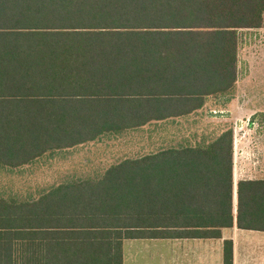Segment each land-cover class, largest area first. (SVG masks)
I'll list each match as a JSON object with an SVG mask.
<instances>
[{
    "label": "trees",
    "instance_id": "obj_1",
    "mask_svg": "<svg viewBox=\"0 0 264 264\" xmlns=\"http://www.w3.org/2000/svg\"><path fill=\"white\" fill-rule=\"evenodd\" d=\"M263 13L264 0H0V173L143 142L35 197L1 187L0 264H123L128 237L264 230V178L239 179L234 198L232 126L178 137L180 119L231 101L243 31Z\"/></svg>",
    "mask_w": 264,
    "mask_h": 264
},
{
    "label": "rangeland",
    "instance_id": "obj_2",
    "mask_svg": "<svg viewBox=\"0 0 264 264\" xmlns=\"http://www.w3.org/2000/svg\"><path fill=\"white\" fill-rule=\"evenodd\" d=\"M223 107L221 110L228 113L216 114L217 117H211L206 113L208 109H204L180 119L178 137L205 142L221 128L232 126L233 172L237 170V160H241L242 164L243 161L253 163V160L255 164H260L264 158V13L260 27L243 31L238 50V80L233 99ZM91 145L70 148L65 151L64 157H54L51 165L41 164L32 167L31 171L27 169L14 174L1 172L0 188L6 187V193L19 192V197H35L39 190L64 181L62 177L94 176L98 173V158H101L103 149L100 145ZM253 248L258 249L257 246ZM262 249L264 246H259V250Z\"/></svg>",
    "mask_w": 264,
    "mask_h": 264
},
{
    "label": "crops",
    "instance_id": "obj_3",
    "mask_svg": "<svg viewBox=\"0 0 264 264\" xmlns=\"http://www.w3.org/2000/svg\"><path fill=\"white\" fill-rule=\"evenodd\" d=\"M137 138L134 139L131 132L117 139L104 138L103 141L91 142V146L102 147L98 162L107 161L108 164L119 156L141 153L143 142ZM240 161H236L237 170L233 172L234 194L239 179L264 178V158L260 164H255L254 160L253 163L243 161L244 164ZM239 162L242 168L238 166ZM221 234V237H128L123 240V264H223L224 238L232 240L233 264H264V249L259 250V246H264V230L234 225L223 227ZM253 246L258 249L254 250Z\"/></svg>",
    "mask_w": 264,
    "mask_h": 264
},
{
    "label": "water",
    "instance_id": "obj_4",
    "mask_svg": "<svg viewBox=\"0 0 264 264\" xmlns=\"http://www.w3.org/2000/svg\"><path fill=\"white\" fill-rule=\"evenodd\" d=\"M212 113H214V114H221V115H223V114H226V113H228V111H212Z\"/></svg>",
    "mask_w": 264,
    "mask_h": 264
}]
</instances>
